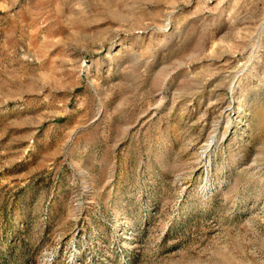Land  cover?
Returning <instances> with one entry per match:
<instances>
[{
  "label": "rangeland",
  "instance_id": "rangeland-1",
  "mask_svg": "<svg viewBox=\"0 0 264 264\" xmlns=\"http://www.w3.org/2000/svg\"><path fill=\"white\" fill-rule=\"evenodd\" d=\"M0 264H264V0H0Z\"/></svg>",
  "mask_w": 264,
  "mask_h": 264
}]
</instances>
